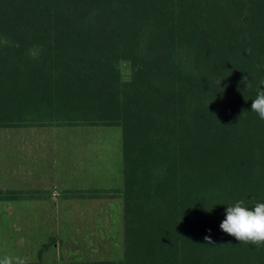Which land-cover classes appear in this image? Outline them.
<instances>
[{"label":"trees","instance_id":"obj_1","mask_svg":"<svg viewBox=\"0 0 264 264\" xmlns=\"http://www.w3.org/2000/svg\"><path fill=\"white\" fill-rule=\"evenodd\" d=\"M262 79L264 0H0V128L122 129V187L66 195L122 199L124 257L73 264H264L220 229L264 202Z\"/></svg>","mask_w":264,"mask_h":264},{"label":"crops","instance_id":"obj_2","mask_svg":"<svg viewBox=\"0 0 264 264\" xmlns=\"http://www.w3.org/2000/svg\"><path fill=\"white\" fill-rule=\"evenodd\" d=\"M53 127L63 126L19 127L20 130L14 128L15 132L0 136V184L12 182L11 186L0 189L49 191L45 198L7 201L12 203L1 205L0 229L4 233L10 231L7 234L15 248L13 255L22 258L25 264L98 261L90 260L98 253V245H113L110 239L114 237L117 224L119 231H123V203L121 201L122 211L117 220V212L110 208L116 199L64 193L109 188L92 185L95 182L93 170L97 169H93V158L89 159L85 151L93 149L88 143L95 142L96 136L83 131V134L64 133ZM18 155L28 159L25 168L16 162L14 156ZM97 171L103 174L104 170L100 167ZM28 255L37 259L28 260ZM85 255L90 257L85 258Z\"/></svg>","mask_w":264,"mask_h":264},{"label":"rangeland","instance_id":"obj_3","mask_svg":"<svg viewBox=\"0 0 264 264\" xmlns=\"http://www.w3.org/2000/svg\"><path fill=\"white\" fill-rule=\"evenodd\" d=\"M123 68L127 70L128 67L124 65ZM53 128L58 129L59 131H64V133L83 134L81 133L83 131L84 133L88 135L96 136L95 142L88 143L93 146V149L87 150L85 152L87 153L89 159H91L90 156L93 158L94 167L92 166V163L90 166L93 167V169L96 168L97 170H100V167H101L103 168L104 171H103V174H99L97 170H93L95 182H92V185L95 187L100 186V188L108 187L109 190H111L109 193L122 187V184H123L122 129L120 126H114V125L112 126H108V125L63 126V127H53ZM13 129L14 128H0V136L3 133L15 132L13 131ZM17 129L20 130L21 128H17ZM66 130H68V132ZM70 130H72V132ZM77 130L79 132H77ZM26 131L27 130H21L20 132H26ZM85 152L83 153V157L85 156ZM14 157L17 158L16 162L19 163V166L21 168H25L28 165V159L27 160L24 159L25 158L24 156L18 155ZM11 184L1 183L0 188H7L8 186H11ZM84 186H87V184ZM85 190H88V189H85ZM65 192L66 191H64V193ZM99 198H103V197H99ZM111 198L116 199L110 208L114 209L117 212V220H118L120 218V214H121L120 212L122 211L121 210L122 209L121 208L122 199L113 197V196H111ZM9 203H12V202L0 201V208L2 207L1 205L8 206ZM46 209H48V207ZM9 215L11 216L12 213L10 212ZM9 232L4 233L2 228L0 229V251H1L0 259H2L5 256L16 257V255H13L15 253V248L12 244V238L10 237V235L7 234ZM123 239H124L123 231L122 232L119 231V224H117L116 230L114 232V237L110 239V242L113 243V245L112 246L110 245V247L104 246L103 244L98 245V248H96L98 253L94 254V256H92V259L90 260H102V259L121 260L123 259L124 257ZM13 240L15 241V239ZM99 241L102 242L103 239H100ZM29 256L31 255L27 256L28 260L29 258H31L32 260L37 259V258H34V255L33 257H29ZM86 256L87 255H85V258L90 257V256H87V257Z\"/></svg>","mask_w":264,"mask_h":264},{"label":"clouds","instance_id":"obj_4","mask_svg":"<svg viewBox=\"0 0 264 264\" xmlns=\"http://www.w3.org/2000/svg\"><path fill=\"white\" fill-rule=\"evenodd\" d=\"M246 87L252 88L251 82ZM251 111L257 113L259 119L264 121V79L257 84ZM220 229L235 237L239 244H249L257 248L264 246V202H258L251 208L244 200L226 206V216L220 223ZM204 239L208 245L214 243L210 236H205ZM0 264H25V261L20 257L5 256L0 259Z\"/></svg>","mask_w":264,"mask_h":264}]
</instances>
